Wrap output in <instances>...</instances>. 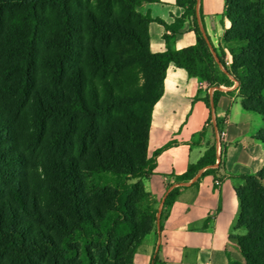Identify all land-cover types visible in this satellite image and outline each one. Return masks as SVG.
<instances>
[{
	"label": "trees",
	"instance_id": "obj_1",
	"mask_svg": "<svg viewBox=\"0 0 264 264\" xmlns=\"http://www.w3.org/2000/svg\"><path fill=\"white\" fill-rule=\"evenodd\" d=\"M145 2L159 0H0V264H136L158 234L146 180L171 65L211 88L238 82L243 109L262 117L255 139L264 146V0H226L230 28L222 54L213 48L221 65L197 0H176L185 14L173 25L140 13ZM199 14L204 24L202 4ZM187 19L196 44L177 50ZM153 23L173 33L163 52L151 48ZM216 164L214 143L177 181L203 169L201 178L217 179ZM232 178L240 207L230 240L242 260L228 264H264V166ZM180 190L164 201L161 231Z\"/></svg>",
	"mask_w": 264,
	"mask_h": 264
},
{
	"label": "crops",
	"instance_id": "obj_2",
	"mask_svg": "<svg viewBox=\"0 0 264 264\" xmlns=\"http://www.w3.org/2000/svg\"><path fill=\"white\" fill-rule=\"evenodd\" d=\"M201 4L204 24L199 14ZM225 8L226 0L199 3L197 0L198 22L219 55L224 50V33L230 28ZM138 11L167 25H173L185 14L176 0L145 2ZM150 33L152 50L165 51L164 35L173 36V33L157 23L151 25ZM196 40L193 21L187 19L178 34H174L172 47L187 48L195 45ZM226 54V60L231 62ZM231 80V87L211 88L205 82L189 78L185 70L169 67L165 93L153 112L149 158L154 161V169L146 187L159 201L160 209L171 190L177 187L181 190L163 219V231L160 229L158 234L152 233L145 239L144 253L136 264H154L156 257L158 264H228L230 258L240 260L238 246L230 240L240 207L232 177L256 174L264 166V146L255 139L263 123L254 113L243 109L239 83ZM217 90L222 95L215 106L213 97ZM222 134L217 164L212 166L217 169V179L201 178L206 171L203 169L196 181L199 173L188 185L178 182L177 177L185 174L191 164L198 163L210 145L217 146L218 136Z\"/></svg>",
	"mask_w": 264,
	"mask_h": 264
},
{
	"label": "water",
	"instance_id": "obj_3",
	"mask_svg": "<svg viewBox=\"0 0 264 264\" xmlns=\"http://www.w3.org/2000/svg\"><path fill=\"white\" fill-rule=\"evenodd\" d=\"M199 2H200V0H198V3H199ZM199 26H200V29H201V31H202V33H203L205 39L207 40L209 46L211 47V50H212V52H213V54H214V56H215V58H216V61L221 65L220 60H219V58H218L216 52L214 51V49H213V47H212V45H211V43H210V41H209V38L207 37V34H206V32H205V29H204L203 25H202L200 22H199ZM221 67H222V66H221ZM200 175H201V172H200L199 175L194 179V181H196V180L200 177ZM183 185H188V183H185V184H183ZM170 192H171V191H170ZM163 203H164V202H163ZM163 206H164V205H163ZM162 209H163V207H162L161 209H159V212H158V214H157V218H158V231H159V232H160V219H161Z\"/></svg>",
	"mask_w": 264,
	"mask_h": 264
},
{
	"label": "rangeland",
	"instance_id": "obj_4",
	"mask_svg": "<svg viewBox=\"0 0 264 264\" xmlns=\"http://www.w3.org/2000/svg\"><path fill=\"white\" fill-rule=\"evenodd\" d=\"M174 48V47H173ZM256 115V117L258 118V119H260V122L261 123H263V121H262V117L260 116V115H257V114H255ZM263 168V167H262ZM262 170V169H261ZM160 209V208H159ZM121 232V231H120ZM149 237L147 236L145 239H148ZM145 241V240H144ZM145 242H143V244H142V246L139 248V250H138V253H137V255H136V259H135V263H137V260L138 259H140V256L141 255H143V253H144V249H145V246H143V245H145L144 244ZM241 255V254H240ZM240 260H242V257L240 258Z\"/></svg>",
	"mask_w": 264,
	"mask_h": 264
},
{
	"label": "built area",
	"instance_id": "obj_5",
	"mask_svg": "<svg viewBox=\"0 0 264 264\" xmlns=\"http://www.w3.org/2000/svg\"><path fill=\"white\" fill-rule=\"evenodd\" d=\"M226 63L229 66L231 62L229 60H226ZM223 137H224V134L218 136V144H217V151L218 152L221 150V147H222L221 144H222ZM217 185H219V183H217Z\"/></svg>",
	"mask_w": 264,
	"mask_h": 264
}]
</instances>
